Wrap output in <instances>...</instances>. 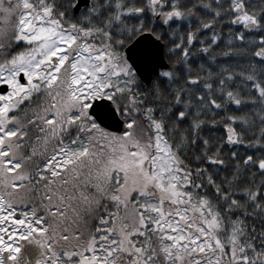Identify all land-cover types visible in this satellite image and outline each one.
<instances>
[{"label": "snow or ice", "instance_id": "6c2138e0", "mask_svg": "<svg viewBox=\"0 0 264 264\" xmlns=\"http://www.w3.org/2000/svg\"><path fill=\"white\" fill-rule=\"evenodd\" d=\"M0 264H264V0H0Z\"/></svg>", "mask_w": 264, "mask_h": 264}]
</instances>
